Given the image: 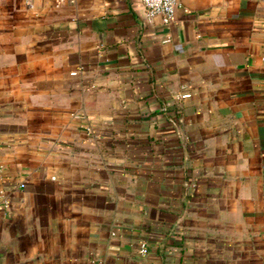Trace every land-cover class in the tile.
Returning a JSON list of instances; mask_svg holds the SVG:
<instances>
[{"label": "crops", "instance_id": "1", "mask_svg": "<svg viewBox=\"0 0 264 264\" xmlns=\"http://www.w3.org/2000/svg\"><path fill=\"white\" fill-rule=\"evenodd\" d=\"M0 264H264V0H0Z\"/></svg>", "mask_w": 264, "mask_h": 264}, {"label": "built area", "instance_id": "2", "mask_svg": "<svg viewBox=\"0 0 264 264\" xmlns=\"http://www.w3.org/2000/svg\"><path fill=\"white\" fill-rule=\"evenodd\" d=\"M146 14L149 16L159 15L163 23H169L174 17L176 0H142ZM71 74H75L76 71L72 70ZM190 92H184L179 97H188ZM88 129V127H87ZM139 251L143 254L146 253L147 248L145 243H141Z\"/></svg>", "mask_w": 264, "mask_h": 264}]
</instances>
